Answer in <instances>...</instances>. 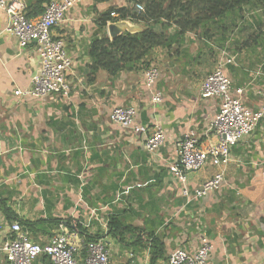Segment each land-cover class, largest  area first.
I'll return each instance as SVG.
<instances>
[{"label": "crops", "instance_id": "obj_1", "mask_svg": "<svg viewBox=\"0 0 264 264\" xmlns=\"http://www.w3.org/2000/svg\"><path fill=\"white\" fill-rule=\"evenodd\" d=\"M24 1L31 18L40 15L32 12V0ZM119 4L129 2L84 0L54 29L74 60L69 100L15 95L16 89L30 87L40 56L34 44L20 48L5 28L7 14L0 13V244L11 237L14 218L34 222L29 232L40 243L79 223L88 235L106 240L111 264H126L130 248L102 228V222L119 216L157 233L170 227L168 255L173 247L197 248L199 230L215 244L211 264H264V119L232 149L233 162L219 191L187 205L169 171L175 142L188 130L196 129L204 145L216 140L208 127L220 99L203 97L200 87L224 48L236 55L235 63L227 66L233 89L243 88L244 103L259 108L264 39L252 47L233 48L228 40L233 19L226 17L207 25L202 34L189 32L171 47L155 48L148 61L161 72L157 88L163 102L156 104L145 86L144 63L117 75L92 68L93 42L111 38V21L103 26L99 16ZM155 29L176 32L175 25L158 23ZM133 104L139 108L138 123L166 131V142L154 153L147 149L146 134L110 120L115 106ZM217 171L209 165L191 173L190 186L200 187ZM91 217L90 227H84ZM0 264H7L4 255ZM33 264L51 263L47 258Z\"/></svg>", "mask_w": 264, "mask_h": 264}, {"label": "built area", "instance_id": "obj_2", "mask_svg": "<svg viewBox=\"0 0 264 264\" xmlns=\"http://www.w3.org/2000/svg\"><path fill=\"white\" fill-rule=\"evenodd\" d=\"M84 0H52L45 11L35 18L27 16V4L24 0H0V13L8 16L6 30L15 36L20 48L34 44L40 56V67L31 77L30 87L16 89L15 95L45 98L55 95L69 100L72 86L69 73L74 60L68 53L66 42L54 35V29L65 21L68 13ZM95 1V0H91ZM136 8L144 10L142 3ZM112 16H118L112 12ZM236 55L224 48L215 68L203 80L200 91L206 98H219L220 109L212 118L208 127L216 140L204 145L196 129L185 132L175 142L176 158L169 167L178 193L192 204L201 198L217 192L225 181L226 168L233 162L232 149L244 138L251 135L264 119V91H259L263 102L257 109L248 107L241 95L243 88L233 89L227 72V66L234 64ZM145 85L152 93V100L163 102V92L157 88L161 76L157 66L147 67L144 71ZM139 108L136 105L115 106L110 120L134 133L146 134V146L150 152H156L167 140L165 129L160 125L149 127L137 121ZM213 165L219 168L211 178L200 187L192 188L189 175ZM97 216L94 212L93 216ZM93 218L83 222L90 227ZM104 233L110 231L109 220L102 222ZM88 234L75 227H64L56 231L46 243L35 241L22 224L15 220L11 224V237L0 244V255H4L7 264H33L46 256L51 264H111V250L103 238L88 240ZM215 244L206 233L199 235L198 247L187 250L177 247L172 250L162 264H211ZM126 264H150V250L134 252L129 250Z\"/></svg>", "mask_w": 264, "mask_h": 264}, {"label": "trees", "instance_id": "obj_3", "mask_svg": "<svg viewBox=\"0 0 264 264\" xmlns=\"http://www.w3.org/2000/svg\"><path fill=\"white\" fill-rule=\"evenodd\" d=\"M52 0H32V12L41 14L45 11L46 5ZM111 1V0H98ZM128 5H113L104 11L99 19L103 26H106L109 21H117L120 19H129L133 22H142L145 28L137 33L125 32L115 38L103 36L93 42L91 46V56L94 58V71L106 70L111 75H117L125 69L137 67L140 62L145 67H150L151 62L145 61L146 57L150 56L152 50L157 47H171L178 37L186 35V33L202 34L203 28L211 24H220L226 17L236 20L245 21L246 26L242 28L245 32V39L239 46L252 47L264 39V22L260 21L256 16H252L256 21L257 30H250L249 26L253 22L247 20L246 7L248 5L258 4L264 7V0H127ZM142 3L144 10L136 8V3ZM112 12H116L118 16H112ZM32 13L28 12L30 17ZM236 16V17H232ZM236 21H231V26H237ZM160 23L162 26L175 25L176 32L169 34L162 31H157L155 25ZM235 23L234 25H232ZM234 26V27H235ZM139 68V67H138ZM137 68V69H138ZM16 219L14 218V221ZM23 228L27 231H32L35 223L31 221L18 220ZM197 223L194 224L195 230ZM72 227V226H70ZM77 227L82 229V226L77 223ZM201 227V226H199ZM73 228V227H72ZM109 228L111 234L118 238L123 245L130 248L134 252H142L146 249L150 250V264H162L168 259L167 239L169 232L166 228L165 233H157L155 229H148L130 223H125L119 216H111L109 219ZM25 229V230H26ZM199 229V228H198ZM197 231V230H196ZM195 232V231H194ZM194 232H190L192 236ZM204 231H199L197 234H202ZM31 233V232H29ZM206 233V232H204ZM88 240L97 239L96 236L88 235ZM177 248V247H176ZM173 247L172 250L176 249ZM39 260L46 261L47 257L42 256Z\"/></svg>", "mask_w": 264, "mask_h": 264}, {"label": "rangeland", "instance_id": "obj_4", "mask_svg": "<svg viewBox=\"0 0 264 264\" xmlns=\"http://www.w3.org/2000/svg\"><path fill=\"white\" fill-rule=\"evenodd\" d=\"M245 15L247 17V20H249L250 22H253L252 25L249 26L250 30H257V28H258L257 24L258 23L252 16H256L260 21L264 22V7H261L258 4L248 5L246 7V14ZM234 17H236V16H234ZM231 21H236L235 23H237V26L234 25L235 23L232 24L235 27L231 26L228 40H229L230 46H232L233 48H236V47L240 46L242 44L243 40L245 39L246 35H245V32L242 30V28H244L246 26V24H245V21L240 20V17H237L236 20H231ZM231 21H230V23H231ZM154 27H156V25ZM263 32H264V29H263ZM218 59H219V56L217 57V60H214V63H216L218 61ZM145 61H148V57H146Z\"/></svg>", "mask_w": 264, "mask_h": 264}, {"label": "water", "instance_id": "obj_5", "mask_svg": "<svg viewBox=\"0 0 264 264\" xmlns=\"http://www.w3.org/2000/svg\"><path fill=\"white\" fill-rule=\"evenodd\" d=\"M143 30L139 25L133 24L129 19H120L108 23V31L111 38H115L125 32L137 33Z\"/></svg>", "mask_w": 264, "mask_h": 264}]
</instances>
